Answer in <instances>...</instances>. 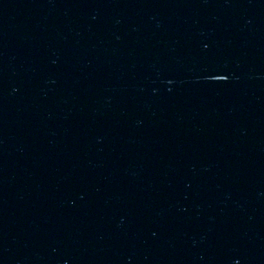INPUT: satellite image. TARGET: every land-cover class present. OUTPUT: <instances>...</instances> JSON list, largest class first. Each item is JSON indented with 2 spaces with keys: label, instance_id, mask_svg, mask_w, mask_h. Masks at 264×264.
I'll return each mask as SVG.
<instances>
[{
  "label": "water",
  "instance_id": "95a60500",
  "mask_svg": "<svg viewBox=\"0 0 264 264\" xmlns=\"http://www.w3.org/2000/svg\"><path fill=\"white\" fill-rule=\"evenodd\" d=\"M0 264H264V0H0Z\"/></svg>",
  "mask_w": 264,
  "mask_h": 264
}]
</instances>
